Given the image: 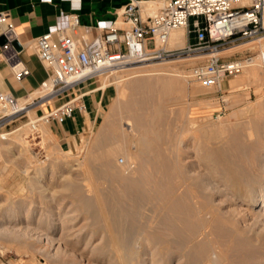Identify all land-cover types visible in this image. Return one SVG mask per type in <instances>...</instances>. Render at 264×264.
<instances>
[{
  "label": "bare ground",
  "instance_id": "bare-ground-1",
  "mask_svg": "<svg viewBox=\"0 0 264 264\" xmlns=\"http://www.w3.org/2000/svg\"><path fill=\"white\" fill-rule=\"evenodd\" d=\"M142 3L148 8H151L149 4H152L154 7L148 12L152 13L155 7L161 4V0ZM184 42V29L172 30L170 46H181ZM259 57L260 55L258 60L253 58V61L245 66L244 71L246 79L254 83L259 80L258 67L262 64ZM172 68V64L166 62H142L138 65L113 68L111 72L115 78L113 82L117 86V97L115 96L111 102L92 137L88 139L82 136L83 161L77 159L78 162L71 165L70 161H65L70 165V169L68 168L70 171L81 167L85 172L93 174L96 179H102L95 185H89L80 184L71 176L63 175L66 178L63 185L65 190L76 194L80 192L76 200L81 209L83 207L88 211L104 212L108 230V239L102 240V234L97 242L94 232H87L88 238L81 252H89L90 257L96 255L95 259H86L83 262L76 259V264H235L228 256L232 249L242 253L237 264H264V118L252 117L243 125L246 140L239 138L242 130L240 133L235 127L236 140L202 149L203 157L207 158L208 172L203 169L205 173L187 182L189 170L184 165L185 157L182 156L185 152L182 155L171 154L173 137L168 135L167 128L163 127L170 124L163 117L164 102L171 99L173 105H178L176 117L184 118L185 122L189 123L179 124L181 129L175 135V139L181 138L182 132L190 131L192 126L205 139L211 140L219 137L224 126L220 128L213 122L195 124L191 117V102L183 95L186 74L173 72ZM165 74L170 76H164ZM108 84L110 83L105 81L99 87L104 88ZM127 89L129 95L125 98L123 95L125 93L127 95ZM39 91L41 93L40 88H36L27 96L19 98L17 106L24 108ZM171 103L170 108L173 107ZM121 106L126 110L125 115H121L119 119L118 112ZM11 109L12 107L5 109L0 105L1 111ZM248 112L249 109L239 110L238 114ZM53 132L46 126L42 127V139ZM7 135L5 139L10 140ZM21 135L18 132L15 137L20 139ZM190 149L192 151V148ZM195 149L193 151L198 154L196 152L198 148ZM118 153L127 157L128 163L124 164L125 168L117 164ZM113 177L119 178V186H116L117 188L114 186L116 190H113V187L109 189L110 186L100 187L105 184L103 179ZM39 180L38 176L29 177L28 185L31 191L40 186ZM38 191L41 192L40 198L53 201L54 198L47 197L43 187H38ZM36 199L34 196L29 199L12 197L0 191V241L14 242L23 252L34 250L44 252L45 244L54 248V243L60 239L53 234L63 228L61 222L64 220L60 222L58 210L52 212V209L36 203ZM145 203L155 206L152 219L156 222V228L150 229L147 223L142 230H136L135 239L125 240L126 230L119 229L123 225L120 221L125 216L138 213L137 208ZM22 204H27L25 209ZM81 225L72 234L75 236V242H78V237L87 227L85 224ZM2 247L4 246L1 245L0 248ZM112 252L116 255L112 256ZM41 263L45 264L44 261Z\"/></svg>",
  "mask_w": 264,
  "mask_h": 264
},
{
  "label": "rangeland",
  "instance_id": "rangeland-1",
  "mask_svg": "<svg viewBox=\"0 0 264 264\" xmlns=\"http://www.w3.org/2000/svg\"><path fill=\"white\" fill-rule=\"evenodd\" d=\"M158 6L159 5H157L155 8H157ZM149 7H151L150 9H152V7L154 6L152 4H149ZM151 45H152V42H149V46ZM183 45H181V47ZM263 50H264V32L261 36L256 37L254 39H240V40H236V41L229 42V43L222 45L219 55L221 57V60H232V59L242 58L247 55H251L253 56L254 59L258 60L260 51H263ZM205 57L206 56H203V55L183 54L180 57H173V58H168L165 60L146 61V63H154V62L155 63H159V62L160 63H165V62L170 63L173 66L172 68L173 72H182L186 74V77L184 79L185 91L183 95L185 99L191 102V105H192L191 117H192V120L195 122V124L196 123L199 124L202 122L205 124L206 123L212 124L213 122V124H215L216 126L219 125L220 128L224 126L223 131L219 133V137L211 138V140L205 139L198 131H195L194 128H192V126H191L190 131L185 130L182 132L181 138L175 139L174 138L176 137L175 135H177V133L180 132L181 125L183 124L189 125V123H186L184 118L178 119V117H176L177 114L175 113V111L178 105L176 104L173 105L171 103L172 102L171 99L169 100L167 99L164 102L165 111L163 113V117L170 124L167 125L168 127L166 125H164L163 127H166L167 132H168L167 134L172 135L173 137V140L171 142L173 151H171V154L175 156L178 154L182 155L184 152L186 153V154L184 153L182 156L185 157L183 158L184 165L186 166L187 170H189V173L187 171V177H188L187 182L191 181L189 179L197 177L205 173L206 170L208 172L207 158L203 157V152H202L205 148L211 147V146L213 147L217 145L221 146L223 144L231 143L234 140H236L234 138L235 135L237 136V134L235 133L237 132L235 130V127L239 129V132L240 130H242L243 135L240 132L242 137L240 136L239 138L246 140V135L244 134V130L242 129V127H244L243 125H245L248 122V120L252 117L255 119L264 118V73H263L264 67L263 65L261 64L258 67L259 72H260L259 80H257L255 83L251 80L246 79L244 75V71H245V67H244L240 72L224 77V79L219 83V85L206 87L205 84L194 81L190 77L191 66L201 61H204ZM138 64H141V63H131L129 65H138ZM164 76H170V75L165 74ZM98 78H97V81L94 82L95 87L100 86L105 81L107 83H110L104 87L106 88L107 93L109 95L108 99H106L102 105L101 113H100V116L97 122L94 125H90L89 129L86 132L80 133L77 136V139L75 141L72 140L68 143L67 140L61 139L55 132H53L54 130L48 123L40 122L38 125V129L36 131H32L28 124V120L33 119L37 114L36 108L33 109L32 107L28 108V110L30 111L27 110L25 114L17 117L14 121L9 123L4 128V131L9 133L7 136L8 138H10V140L0 139V191L1 193L9 194L12 197H20V198H28V199L31 196H34L35 198L37 197L36 203L38 204L40 203V205L44 206L45 208L52 209V212L59 211L58 213H60V216H59L60 222L62 220H64V222L63 221L61 222V224L63 225V228L61 230H58L55 234H53L54 237H57L60 239L58 240L59 242L54 243V248H52L49 244H45L44 252L38 251V250L23 252L21 251V249L18 248V245L14 242L11 243L7 241H0V246L1 245L4 246L2 247L3 249L0 248L1 250H3L1 251V256H0V262L2 264H42L41 262L43 261L45 262V264H76L77 261L80 262L81 260L82 262L86 261V259L94 260L96 255H92L94 257H90L89 252H85V251L81 252L84 242L88 238L87 232L88 233H90V231L94 232L95 234L94 238L96 242L100 240V235L102 234H103L102 240L108 239V230L106 226L107 221L105 220L106 214L98 210L88 211L87 209L83 207L81 209V206L77 205V200H76V198L80 196L79 195L80 192L76 194L72 191L65 190L64 185H63L66 180V178L63 177V175L71 176L75 181L79 182L80 184L88 183L89 185L91 184L95 185L98 182H100L99 180L102 181V179H96L93 176V174L85 172L83 168L81 167H80L81 170L80 168L77 170H71V171L69 170L70 165L73 162H76V161L78 162L77 159H79L80 162L83 161L82 151L84 149V143L82 142V136L88 139L92 137L93 135L92 133H94L100 126V123L102 122L104 118V115L106 114L111 102L115 98L116 92L118 93L117 86H115L116 83L113 82L115 78L112 72L100 75ZM203 88H206V89L204 90ZM126 92H127V95L126 93L125 95H123L125 98L129 95V89H127ZM40 94L41 93L39 91L37 96ZM20 101L23 102L22 99ZM170 103H171V106H173L172 108H170V105H169ZM248 105H250L251 107L250 106L248 107ZM123 107L124 106H121L119 108V112H118L119 119L125 115L124 112L126 109L124 108L123 110ZM247 109H249L248 113L238 114L239 110H247ZM217 117H218V120H217ZM169 118L171 119V121ZM45 126L48 127L53 132L54 135L50 134L47 138L42 139L41 128ZM15 129H17V131H14ZM18 132L22 134L20 139H17L15 137L16 133ZM196 144L198 145L196 146ZM194 147L196 149L198 148V150H196ZM60 148L62 150H60ZM190 148H192V151H190L191 150ZM194 149L196 150L198 154H195V152L193 151ZM62 151H64V153ZM198 151L201 152L200 153L201 156L199 155ZM57 154L59 155L57 156ZM61 154L63 156H61ZM193 154H195L197 157ZM75 155H78V156H75ZM116 157H117L116 161H117L118 166L121 168H125L124 164L128 163L127 157L121 153H118ZM190 157L192 158L191 160L193 161L190 160ZM201 157H203V161L201 160ZM187 158H189L188 161H187ZM65 161H70L69 163L70 165L68 164V162L66 163ZM188 164H191V165H188ZM215 164L217 165V163ZM34 166L35 168H33ZM42 169H46V170H42ZM190 169H192V171ZM203 169H205V172L202 171ZM36 170H38V172H36ZM44 172L45 174H43ZM31 176H38V179H40L39 180L40 186L38 187L39 188L43 187L45 189V194L47 195V197L48 196L53 197L54 198L53 201H47L46 198H40L41 192L38 191V187H35L33 191L30 190L28 181H29V177ZM87 180L90 182H87ZM107 181H108V184H107ZM118 181H119V178L117 177H113L112 179L111 178L103 179V183L105 184H102L100 187L106 188L107 186H110L108 187L109 189L110 188L112 189L113 187V190H116V188L119 186ZM114 186L115 187L117 186V187L115 188ZM157 188H159V184ZM34 193H36L38 196ZM1 200L3 201V199ZM22 205L24 209L27 206V204H22ZM125 207L127 206L125 205ZM137 209H138L137 211L138 213L136 214L138 215V217L136 214L125 216L120 221L121 225L122 224L123 225L120 228L119 226H117L119 229L126 230L127 236L124 237L125 240H130L133 238L135 239L134 233L136 232V230L137 231L142 230L148 224H149L148 227L150 229L156 228V225H155L156 222L152 219V216L154 215L153 210H155V206L153 204L145 203L143 205H140ZM81 224L83 225L85 224L87 225V227L83 230L82 235L78 237V242H75V236L72 234L75 233V230H77L80 227L79 225ZM94 224L95 226H93ZM96 226H98V228ZM132 230L133 231L135 230V231L133 232ZM56 249H58V251ZM241 254L242 253L232 249L229 251L228 256L230 260L232 259V261L235 264H237ZM77 255H79V257ZM111 255L115 256L116 254L112 252ZM83 257L84 259H82Z\"/></svg>",
  "mask_w": 264,
  "mask_h": 264
},
{
  "label": "built area",
  "instance_id": "built-area-1",
  "mask_svg": "<svg viewBox=\"0 0 264 264\" xmlns=\"http://www.w3.org/2000/svg\"><path fill=\"white\" fill-rule=\"evenodd\" d=\"M263 13L264 0H161L152 13L144 16L139 3L131 0L116 19L98 20L100 32L93 36L89 35V29L79 28L76 13H62L32 43L47 71L46 79L39 86L41 94L19 108L18 97L0 91L2 108L12 107L8 111L0 110V139H5L8 133L4 128L29 107L37 109L59 101L58 105L28 120L32 131L38 129L40 122H63L75 108L82 107L80 99L89 92L83 89L85 84L96 82L100 75L113 68L131 63L165 60L183 54L203 55L204 61L191 66L190 77L206 86L219 85L224 77L240 72L253 61L251 55L221 60L222 45L261 36ZM177 28L184 29L187 39L182 47L169 44L170 34ZM0 36L5 38L0 43V59L8 62L14 78L21 80L30 73L19 57L24 45L18 39L9 13L4 10H0ZM260 59L264 67V50L260 51Z\"/></svg>",
  "mask_w": 264,
  "mask_h": 264
},
{
  "label": "crops",
  "instance_id": "crops-1",
  "mask_svg": "<svg viewBox=\"0 0 264 264\" xmlns=\"http://www.w3.org/2000/svg\"><path fill=\"white\" fill-rule=\"evenodd\" d=\"M129 1L131 0H0V10L9 13L18 39L24 45L19 57L30 71L26 77L16 80L9 63L0 59V91L18 98L25 97L46 79V68L38 59L32 43L56 23L60 14L76 13L80 19L79 28L89 29V35L93 36L100 32L97 27L98 20L116 19ZM135 1L140 5L142 15L146 16L151 9L145 7L142 2L158 0ZM186 42L185 38L184 43ZM83 89L89 92L80 99L82 107L75 108L73 114L63 122L52 121L49 124L54 132L68 143L76 140L80 133L86 132L90 125L97 122L102 105L109 96L106 88L95 87L94 83L85 84ZM58 104L59 101H54L50 105L38 107L36 113L47 111Z\"/></svg>",
  "mask_w": 264,
  "mask_h": 264
},
{
  "label": "water",
  "instance_id": "water-1",
  "mask_svg": "<svg viewBox=\"0 0 264 264\" xmlns=\"http://www.w3.org/2000/svg\"><path fill=\"white\" fill-rule=\"evenodd\" d=\"M5 41V38L3 36H0V43H3ZM13 44L20 49L19 43L17 41H14Z\"/></svg>",
  "mask_w": 264,
  "mask_h": 264
}]
</instances>
